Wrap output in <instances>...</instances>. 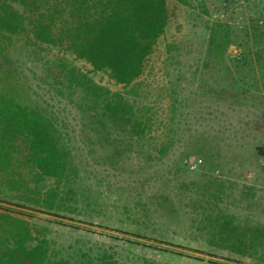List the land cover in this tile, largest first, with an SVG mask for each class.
<instances>
[{"label":"rangeland","instance_id":"374dc122","mask_svg":"<svg viewBox=\"0 0 264 264\" xmlns=\"http://www.w3.org/2000/svg\"><path fill=\"white\" fill-rule=\"evenodd\" d=\"M187 1L168 0L165 32L127 86L36 40L29 26L0 34L9 81L0 79V91L11 86L49 118L67 153L62 178L23 163L16 182L0 175V211L28 221V246L46 241L49 260L264 264V63L252 51L254 31L264 34V0ZM217 23L233 44L214 58ZM59 60L121 93L123 117L113 123L99 113L102 100L56 81Z\"/></svg>","mask_w":264,"mask_h":264},{"label":"trees","instance_id":"16d2710c","mask_svg":"<svg viewBox=\"0 0 264 264\" xmlns=\"http://www.w3.org/2000/svg\"><path fill=\"white\" fill-rule=\"evenodd\" d=\"M8 1L0 0V34L16 35L29 26L36 40L64 46L95 70H109L117 83L126 86L143 73L171 17L168 0H11L23 4L29 12L27 17ZM254 32L252 51L264 63V34ZM232 44L230 29L215 24L210 37L211 56H220ZM54 65L56 81L79 89L83 99L102 100L105 104L99 113L113 123L127 112L121 93L103 91L88 74L65 60ZM5 69L0 65V79L9 84ZM12 89L6 86L0 91V175L16 182V169L23 163L62 178L67 153L57 128L39 110L19 102ZM257 151L264 155V146ZM28 224L0 211V264H70L49 260L46 241L28 246L32 237Z\"/></svg>","mask_w":264,"mask_h":264}]
</instances>
